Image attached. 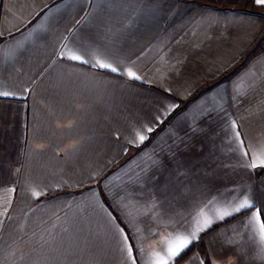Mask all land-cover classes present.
I'll use <instances>...</instances> for the list:
<instances>
[{
  "label": "crops",
  "instance_id": "1",
  "mask_svg": "<svg viewBox=\"0 0 264 264\" xmlns=\"http://www.w3.org/2000/svg\"><path fill=\"white\" fill-rule=\"evenodd\" d=\"M262 7L0 0V264H264Z\"/></svg>",
  "mask_w": 264,
  "mask_h": 264
},
{
  "label": "snow or ice",
  "instance_id": "2",
  "mask_svg": "<svg viewBox=\"0 0 264 264\" xmlns=\"http://www.w3.org/2000/svg\"><path fill=\"white\" fill-rule=\"evenodd\" d=\"M257 4H264V0H257ZM74 59L79 60L80 57L76 56L74 57ZM100 67L109 68V65L101 63ZM111 70L114 72L116 71L115 68H112ZM128 75L134 76V73L129 71ZM5 95L7 94L5 93ZM149 131H151V129H149ZM144 138L145 137L143 135L139 136V139L141 141H143ZM261 163L264 164V160H262ZM254 206H255L254 204L246 202L245 204H242L240 208L236 209V211H240L242 208H252ZM260 229L262 236H264V222H260ZM190 242L191 241L188 238L182 236H178L174 240L166 242L167 258L158 259L155 261V264H171L172 259L175 258L185 247H187Z\"/></svg>",
  "mask_w": 264,
  "mask_h": 264
},
{
  "label": "trees",
  "instance_id": "3",
  "mask_svg": "<svg viewBox=\"0 0 264 264\" xmlns=\"http://www.w3.org/2000/svg\"><path fill=\"white\" fill-rule=\"evenodd\" d=\"M193 247L194 246H191L189 249L186 250V252H184L178 259L177 261L175 262V264H178L180 262L183 261V259H185L190 253L191 251L193 250Z\"/></svg>",
  "mask_w": 264,
  "mask_h": 264
},
{
  "label": "rangeland",
  "instance_id": "4",
  "mask_svg": "<svg viewBox=\"0 0 264 264\" xmlns=\"http://www.w3.org/2000/svg\"><path fill=\"white\" fill-rule=\"evenodd\" d=\"M246 7H248V8H250V6H248V5H245V8ZM257 11H258V13L257 14H259V15H262V14H264V7H262V8H255ZM160 259H166V258H160ZM181 263V262H180ZM179 264V263H178Z\"/></svg>",
  "mask_w": 264,
  "mask_h": 264
}]
</instances>
